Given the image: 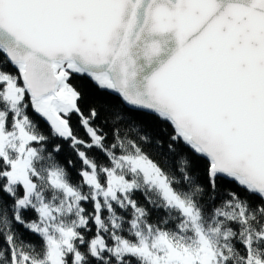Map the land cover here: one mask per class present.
Instances as JSON below:
<instances>
[{
    "label": "snow or ice",
    "instance_id": "1",
    "mask_svg": "<svg viewBox=\"0 0 264 264\" xmlns=\"http://www.w3.org/2000/svg\"><path fill=\"white\" fill-rule=\"evenodd\" d=\"M0 264H264V0H0Z\"/></svg>",
    "mask_w": 264,
    "mask_h": 264
},
{
    "label": "trees",
    "instance_id": "2",
    "mask_svg": "<svg viewBox=\"0 0 264 264\" xmlns=\"http://www.w3.org/2000/svg\"><path fill=\"white\" fill-rule=\"evenodd\" d=\"M74 83L78 84L80 89L85 93L86 97L89 99V100H98V99H102L101 97H98L97 96V93L95 91V88L94 86L90 85L87 81H80V80H74L73 81ZM73 127L74 129L76 130L77 132V135L79 136H83L84 133L82 130H80L77 126H76V118L73 117ZM64 155H70V153H68L67 149L65 150V153ZM74 159V157H72ZM77 166H79L77 164ZM137 197H139V193H137ZM141 202H143V200L141 199ZM26 239H35V237H25Z\"/></svg>",
    "mask_w": 264,
    "mask_h": 264
}]
</instances>
